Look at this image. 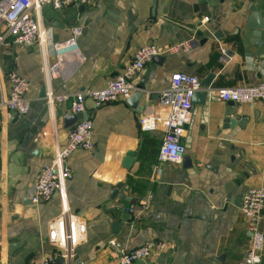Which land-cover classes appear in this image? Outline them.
Instances as JSON below:
<instances>
[{"label": "crops", "instance_id": "0c3cea01", "mask_svg": "<svg viewBox=\"0 0 264 264\" xmlns=\"http://www.w3.org/2000/svg\"><path fill=\"white\" fill-rule=\"evenodd\" d=\"M77 6L41 9L44 46L9 39L0 45V103L9 93L10 72L28 81L30 103L25 116L0 110V264H115L119 252L110 241L123 249L164 244L135 264H239L249 246L240 198L264 188V101L231 106L216 90L264 82V30L257 45L245 28L252 13L264 17V0H92L83 14ZM75 31V50L56 57L53 46ZM146 44L159 55L134 79L136 90L143 87L140 110L126 100L96 108L86 98L85 113L75 116L92 121L94 150L73 152L66 160L72 177L49 202L33 204L40 169L66 146L74 126L64 128V119L74 115V96L105 87ZM173 73L200 82L215 77L204 104L191 107L178 164L158 160L162 126L143 131L139 123L160 112L158 94ZM48 92L67 99L49 107ZM229 113L240 125L223 130ZM65 209L86 225L84 242L71 251L48 243L49 224ZM259 228L264 236V216Z\"/></svg>", "mask_w": 264, "mask_h": 264}, {"label": "built area", "instance_id": "2783aa9c", "mask_svg": "<svg viewBox=\"0 0 264 264\" xmlns=\"http://www.w3.org/2000/svg\"><path fill=\"white\" fill-rule=\"evenodd\" d=\"M92 0H0V45L7 39L10 43L22 47L33 45L44 46L46 31L41 25L39 14L44 6H50L54 11H61L69 4L86 6ZM207 21V19H204ZM56 46L53 53L56 57L67 51L75 50V36ZM178 45L171 50L184 47ZM159 55L153 44L140 46L134 53L132 60L124 71L108 81L102 89L90 90L74 96L71 112L74 115L85 113V99L89 98L96 108L106 104L127 100L135 91L134 79L143 71L146 65ZM54 67L49 69L53 75ZM9 93L0 103V110H6L19 116H25L30 111V103L26 98L29 91L28 81L10 72L7 75ZM204 91L201 82L195 76L184 73H173L167 88L158 94L160 112L155 116L142 117L139 121L143 131H154L157 125L162 126L163 136L158 152L160 163L178 164L185 155L183 139L187 135L189 113L192 107L191 99L196 92ZM217 98L223 103H233L239 106L251 105L257 101H264V82L253 87L219 88L216 90ZM67 99L64 95L46 93L45 100L49 107ZM92 152L93 124L89 119L76 122L67 133V144L62 150H57L50 164L39 171L35 183L33 204L47 203L53 196L61 191L64 183L72 177V171L66 160L75 151ZM147 205L140 207L139 213L145 212ZM239 209L248 220L249 246L239 264H259L263 250L264 236L259 223L264 216V188H253L246 191L240 198ZM130 214L134 207L128 209ZM86 225L77 216L62 211L59 216L49 224L48 243L58 250L71 251L84 242ZM109 245L119 252L115 264H135L148 259L154 253L164 249L162 242L147 241L139 247L123 249L116 241ZM41 264H50V259Z\"/></svg>", "mask_w": 264, "mask_h": 264}, {"label": "water", "instance_id": "95a60500", "mask_svg": "<svg viewBox=\"0 0 264 264\" xmlns=\"http://www.w3.org/2000/svg\"><path fill=\"white\" fill-rule=\"evenodd\" d=\"M75 4H71V6H73ZM77 12L79 14H83L84 13V6H77ZM246 30L251 31V35H252V39L251 42L255 43L257 45L260 44L259 40V34L261 31L264 30V17H262L261 13L256 12V13H252L249 17V20L247 21V24L245 26ZM214 37H218V33L214 34ZM153 61H155V58L153 59ZM214 75L212 73L208 74L207 77H205V79H203L201 81V86L204 89V91H200V92H196L194 93L192 99H191V104L192 105H197V104H204V102L206 101V99L208 98V91L211 87V84L214 80ZM143 96V87H137V90L126 100V102L133 108L136 109L137 111L140 110V107L138 106V103L140 101V99ZM228 105L233 106L234 104L229 102ZM234 114V113H233ZM226 114L223 121H222V129L223 130H230V128H233L234 125L239 124V118L236 114ZM77 116L75 115H71V116H67L64 119V128L68 129L71 126H73L75 124V122L77 121ZM240 125V124H239ZM130 156H127L128 158L125 159V163H124V167H129V165L131 164V156H133L132 153L129 154ZM120 186H116L115 189H113L111 191V198H114L117 189H119ZM130 216L126 215V217H122V219H129ZM112 232L116 233L119 229V223H113L112 224ZM11 248V247H10ZM10 254V251H9ZM61 260V259H60Z\"/></svg>", "mask_w": 264, "mask_h": 264}]
</instances>
